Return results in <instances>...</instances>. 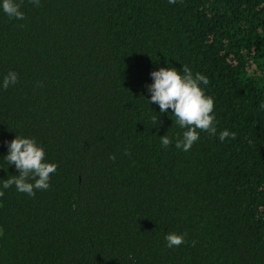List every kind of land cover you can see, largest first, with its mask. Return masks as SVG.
Listing matches in <instances>:
<instances>
[{
  "label": "trees",
  "instance_id": "obj_1",
  "mask_svg": "<svg viewBox=\"0 0 264 264\" xmlns=\"http://www.w3.org/2000/svg\"><path fill=\"white\" fill-rule=\"evenodd\" d=\"M22 10L0 13V78L19 74L0 90V181L16 134L58 168L48 190L0 196V264H264V0ZM182 65L207 76L217 127L188 152L161 147L183 130L147 103L150 72Z\"/></svg>",
  "mask_w": 264,
  "mask_h": 264
},
{
  "label": "clouds",
  "instance_id": "obj_2",
  "mask_svg": "<svg viewBox=\"0 0 264 264\" xmlns=\"http://www.w3.org/2000/svg\"><path fill=\"white\" fill-rule=\"evenodd\" d=\"M30 2L37 7L40 5V0ZM168 2L175 4L176 0ZM22 3L23 0H0V13L9 19L23 20L25 13ZM180 69L178 71L176 67L167 66L150 72L152 82L146 85L150 93L147 103L158 105L160 113H168L171 109L170 114L175 117L176 125L183 130L174 142L167 135L159 136L161 147L167 149L174 145L175 149L188 152L200 139V132L217 135L215 104L214 98L205 92V86L209 83L207 76L193 73L186 65H182ZM18 80L19 74L9 71L0 78V90L15 86ZM157 123L156 115L151 125L155 126ZM229 137L235 139V132L225 129L218 135L221 142ZM6 144L7 153L2 157L3 163L7 166L14 165L18 175H9L7 179L0 181V196L10 188L29 197L34 196L37 191L48 190L51 175L57 172L58 165L46 158L44 146L34 137L17 134ZM164 239L168 248L179 247L184 243V235L177 232L167 233Z\"/></svg>",
  "mask_w": 264,
  "mask_h": 264
}]
</instances>
